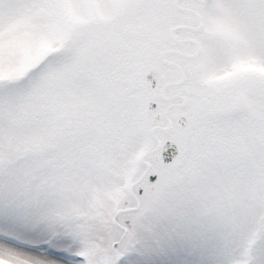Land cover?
I'll return each instance as SVG.
<instances>
[{"label":"snow or ice","instance_id":"obj_1","mask_svg":"<svg viewBox=\"0 0 264 264\" xmlns=\"http://www.w3.org/2000/svg\"><path fill=\"white\" fill-rule=\"evenodd\" d=\"M0 264H264V0H0Z\"/></svg>","mask_w":264,"mask_h":264}]
</instances>
